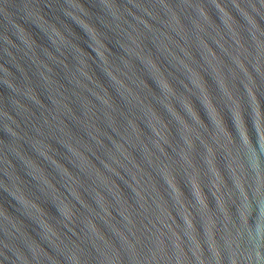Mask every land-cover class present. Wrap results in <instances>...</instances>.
Returning <instances> with one entry per match:
<instances>
[{"label": "water", "instance_id": "95a60500", "mask_svg": "<svg viewBox=\"0 0 264 264\" xmlns=\"http://www.w3.org/2000/svg\"><path fill=\"white\" fill-rule=\"evenodd\" d=\"M0 264H264V0H0Z\"/></svg>", "mask_w": 264, "mask_h": 264}]
</instances>
